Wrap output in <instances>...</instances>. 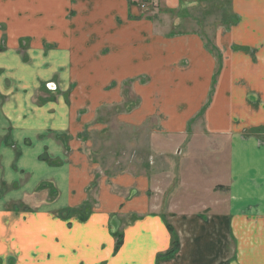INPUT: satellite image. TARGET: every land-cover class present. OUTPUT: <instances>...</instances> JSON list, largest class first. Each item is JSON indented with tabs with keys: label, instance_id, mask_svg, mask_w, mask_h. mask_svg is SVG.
I'll use <instances>...</instances> for the list:
<instances>
[{
	"label": "crops",
	"instance_id": "1",
	"mask_svg": "<svg viewBox=\"0 0 264 264\" xmlns=\"http://www.w3.org/2000/svg\"><path fill=\"white\" fill-rule=\"evenodd\" d=\"M150 1L0 0V40L7 43L0 49V264H157L169 249L163 213L148 212L145 175L133 180L139 194L113 192L132 184L120 175L85 215H70L87 199L93 165L86 141L75 137L77 115L92 119L97 108L121 106L126 83L132 109L116 119L150 125L154 147L174 143L180 156L190 121L206 109V131L228 149L226 170L206 176L220 187L207 192L211 207L180 214L179 253L160 264H219L232 220L241 221L249 244H261L258 253L244 249L245 259L264 261V144L255 134L264 132V0H232L238 21L217 32L221 63L204 34L174 32L142 16L139 4ZM43 153L64 163L43 161ZM47 180L61 183L53 199L43 198ZM139 197L141 216L123 224L117 211ZM113 230L123 234L118 251Z\"/></svg>",
	"mask_w": 264,
	"mask_h": 264
},
{
	"label": "rangeland",
	"instance_id": "2",
	"mask_svg": "<svg viewBox=\"0 0 264 264\" xmlns=\"http://www.w3.org/2000/svg\"><path fill=\"white\" fill-rule=\"evenodd\" d=\"M139 6L142 11V16L152 17L154 20H157L160 25L170 27L174 32L197 31L204 34V37L209 42V46L216 53L219 63L222 62V50L216 41L217 32L229 29L231 24H235L238 21V16L232 8V0H181V4L178 8H169L165 6L161 0H151L149 3L139 4ZM1 26L2 25H0V29H2ZM6 44L3 35L0 40V49L5 50ZM23 57L26 58L24 55ZM221 69L222 67L219 66V69L215 71L214 83L218 76L221 75ZM74 84L76 85L75 82ZM75 85H73L71 89H67L66 92L72 91ZM49 87L54 89L52 91L57 90V88L53 85L51 86V84H49ZM129 91L130 84L126 83L124 88L125 100L121 106L108 108L102 106L101 109L97 108L94 111L92 119L86 117L88 121L84 118L83 112L77 115L78 120L76 121V125L79 131L75 134V137H79L81 140L86 141L87 147L83 150L89 156L93 165L87 168V171H91V180L85 190L87 199L82 201V205L70 208L72 210L70 215H81V213L85 215L91 206L99 203L102 190L113 186V178L120 175H125L124 177L131 180L132 184H129L128 187H124L123 191L118 187L113 188L112 191L121 192L124 198L131 196L130 194L133 192H138L137 194H139L140 189L137 186H132L136 183L133 182V180H141V175H145L148 177L147 183H149L147 194L150 208L148 212L157 211L163 213L165 224L169 222L174 227L177 221L181 219L182 215L180 214L185 213L184 211L207 209V207H211L204 203L206 202L204 200L209 199L207 197V192L209 190L218 191L220 187L216 184L211 186L213 182L210 179H206V176L212 170L213 173L217 172L218 175L226 170L228 149L222 148L221 145L217 143V140H214L206 131V109L203 110V114H200L190 121V124H194L188 132V140L181 141L183 147L181 146L182 154L180 156L178 155L179 153H176V148L173 146L174 143H172L170 147H163L162 149L161 147H154L150 141L152 135L149 127L150 125L135 128L131 127L130 124L119 122L116 119L119 113L132 109V95ZM126 108L130 109L127 110ZM86 112L91 113L88 109H86ZM151 123L157 124L155 120ZM242 132V137L249 139L248 136L250 132L246 129ZM61 134L62 133H59V135L56 136L57 139L62 138ZM255 134H258L257 136L259 137L256 140L258 145H263L264 132L259 131V133ZM71 136L74 135L69 131L67 135L68 140H76ZM216 148L219 150L222 148L221 151L223 153H217L218 150ZM70 152L71 149H67L65 154H70ZM40 158L51 164H53V161L57 162L56 165L64 163L60 158L53 159L49 157L48 153H43ZM211 161H214V163L210 164ZM87 171L85 170V172ZM133 176H139V179H135ZM149 179L151 180L149 181ZM58 183L49 180L41 183V191L45 194L43 198L48 197L49 199H53L59 191L58 186H60L61 183L59 181ZM11 185H14V183ZM212 187L213 189H211ZM162 191H165L166 195H163ZM32 199L33 197L26 199L24 203L33 204L35 199ZM134 201L135 204L133 208L125 211L118 210L117 212H119V214L116 212L123 224L130 221L134 215L140 217L142 214L141 211H137L141 206L139 202L142 203L141 197L135 198ZM18 205H23V203ZM174 210L180 212H174ZM114 213L115 212H112L113 218ZM175 232L179 238V233L176 228ZM248 234V232L244 233L241 221H238V223L233 222V220L231 221V234L228 245L229 251L226 253L224 250V254L222 253L223 251H220L221 256L219 264L252 263L251 260L245 259L244 249L246 250L247 247H251L253 253H258L260 252L261 244H249L247 240H251V238L248 237ZM170 236L172 242L171 233ZM166 251L161 253H165ZM185 260L187 261V259ZM258 263L264 264V261L258 260ZM194 264L207 263L205 261H200Z\"/></svg>",
	"mask_w": 264,
	"mask_h": 264
},
{
	"label": "trees",
	"instance_id": "3",
	"mask_svg": "<svg viewBox=\"0 0 264 264\" xmlns=\"http://www.w3.org/2000/svg\"><path fill=\"white\" fill-rule=\"evenodd\" d=\"M167 228L172 235L171 247L165 252L158 255L157 264L174 258L180 250V240L171 223L167 222ZM113 236L116 238L115 251H118L123 243V234L120 231L113 230Z\"/></svg>",
	"mask_w": 264,
	"mask_h": 264
}]
</instances>
